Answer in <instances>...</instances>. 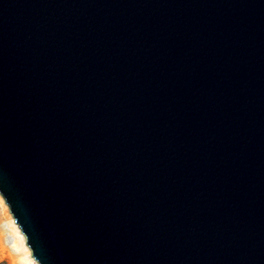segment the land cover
I'll return each mask as SVG.
<instances>
[{
	"label": "water",
	"instance_id": "95a60500",
	"mask_svg": "<svg viewBox=\"0 0 264 264\" xmlns=\"http://www.w3.org/2000/svg\"><path fill=\"white\" fill-rule=\"evenodd\" d=\"M0 193L39 264H264V0H0Z\"/></svg>",
	"mask_w": 264,
	"mask_h": 264
},
{
	"label": "rangeland",
	"instance_id": "374dc122",
	"mask_svg": "<svg viewBox=\"0 0 264 264\" xmlns=\"http://www.w3.org/2000/svg\"><path fill=\"white\" fill-rule=\"evenodd\" d=\"M0 204V264H27L22 260L25 255L23 248L16 247L17 237L12 231V225L5 218Z\"/></svg>",
	"mask_w": 264,
	"mask_h": 264
},
{
	"label": "bare ground",
	"instance_id": "6f19581e",
	"mask_svg": "<svg viewBox=\"0 0 264 264\" xmlns=\"http://www.w3.org/2000/svg\"><path fill=\"white\" fill-rule=\"evenodd\" d=\"M0 204L3 207L4 216L3 218L7 219L9 223L12 225V231L16 234L17 241L16 247L20 249L23 248L25 251V255L22 257V260L27 264H39L38 261L34 258L31 248L27 243V239L23 234L19 224L15 221L13 214L10 211L9 205L6 203L4 197L0 193ZM3 237L2 233H0ZM22 250V249H21Z\"/></svg>",
	"mask_w": 264,
	"mask_h": 264
}]
</instances>
